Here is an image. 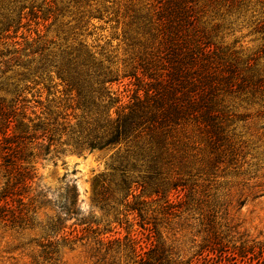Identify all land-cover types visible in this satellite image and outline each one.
<instances>
[{"label":"trees","instance_id":"1","mask_svg":"<svg viewBox=\"0 0 264 264\" xmlns=\"http://www.w3.org/2000/svg\"><path fill=\"white\" fill-rule=\"evenodd\" d=\"M79 2H95L89 19H102L110 9L108 0ZM127 3L122 69L108 53L98 59L83 45L58 54L42 37L30 41L26 36L22 48L11 33L17 35L29 17L45 21L55 13L48 10L40 17L32 6L24 15L25 5L12 12L0 6V40L6 41L0 50V80L12 72L0 83V93L8 95L0 94V222L42 228L41 240L35 241L41 252L32 256V264H61V249L83 240L93 243L89 253L95 264H120L122 251L126 264H264V244L257 253L246 242L238 245L232 235V226L238 225L229 212L221 214L205 200L207 181L230 149L233 123L246 118L234 112L233 102L258 105L264 117V44L246 53L217 38L225 24L252 6H260L264 15V0ZM253 24L264 42V16ZM119 73L135 87L126 103L111 90ZM41 90L47 93L45 103ZM63 147L79 153L116 149L108 172L94 183L93 201L121 226L123 213L136 215L140 228L156 238L147 250L137 234L106 241L108 231L99 224L83 222L76 224L85 225L81 231L70 227L67 232L64 220L80 222L75 185L65 188L59 214L46 225L36 223L47 204L42 192L29 194L38 178L35 164L64 152ZM162 227L176 234L195 229L194 256L186 259L178 246L168 245Z\"/></svg>","mask_w":264,"mask_h":264},{"label":"rangeland","instance_id":"2","mask_svg":"<svg viewBox=\"0 0 264 264\" xmlns=\"http://www.w3.org/2000/svg\"><path fill=\"white\" fill-rule=\"evenodd\" d=\"M127 1L108 0L106 6L110 9L104 13L102 19L88 17V12L95 7V2L85 4L80 3L79 0H0V6L5 11L12 12L17 7L25 5L28 9L24 15L30 12L29 7L32 6L36 11L40 10V17L49 15L48 10L55 13L45 21L44 19L30 21L29 17L23 21L26 27L21 28L17 35L11 33V36H16L14 42L21 44L22 48L25 47L23 38L26 36L31 38L30 41L42 37L50 47L49 50L58 54L83 45L98 59L102 58L101 54L108 53L114 61H118V68L122 69L121 61L125 55L120 39ZM260 8V6H252L245 16L232 20L231 25L229 22L225 24L217 40L220 42L222 40L225 45H234L237 49H243L246 53L257 52L264 44L261 40L262 35L253 32V23L264 16L261 11L259 12ZM4 42L6 41L0 40V50L4 49L2 46ZM260 66L264 68V58L261 59ZM11 75L12 72L8 73L0 83ZM119 75V81L111 85V90L123 103H126L134 95L135 87L129 79L122 78V73ZM2 88L4 89L5 86ZM41 91L45 103L47 93ZM0 94L8 96L5 91H1ZM26 96L32 99L31 94ZM232 108L236 114L246 118L233 123L234 137L230 149L220 169L207 181L205 200L211 201L213 208L216 207L221 214L226 210L229 212L230 218L234 220L233 224L238 225L232 226L234 241L238 245L246 242L247 246L254 247L257 253L259 246L264 244V117L259 116L262 109L258 105H249L237 99L233 102ZM37 113L41 114L42 111L37 109ZM65 139L67 138L64 137ZM62 150L64 152L52 153L37 160L35 164L38 178L34 180L29 194L34 196L42 192L44 195L42 202L47 204V207L40 209L35 216L36 223L46 225L51 218L59 214L58 205L65 188L68 185H75L80 195L78 217L80 222L75 219L64 220L67 232L73 228L81 231L85 225L76 224L83 222L92 223L94 226L99 224L100 229L108 231L103 236L106 241L117 239L123 241L128 234H137L142 246L147 250L156 238L154 234L140 228V220L136 215L125 216L123 213L119 217V221L124 222L121 226L115 223L113 214L101 211L93 201L94 183L101 174L108 172L107 164L110 163L116 149L80 153L72 152L68 147H63ZM2 185L3 181L0 180V189ZM17 205L15 203L13 206ZM29 215H32V212ZM61 218L65 219L64 216ZM188 224H194V221ZM70 227L72 228L69 229ZM168 231L164 227L161 228L163 240L167 241L168 245L173 243L178 246L186 259L193 257L198 250L194 248L193 242L196 230L185 229L178 234ZM42 236L43 231L40 226L13 228L0 222V264H32V256H38L41 252L35 241H40ZM197 242H201V239L198 238ZM92 244L91 241L83 240L72 247L70 245L63 247L61 264H95V259L89 253ZM114 249H117V246H114ZM117 256L120 264L127 263L123 251ZM39 260L41 263V259Z\"/></svg>","mask_w":264,"mask_h":264}]
</instances>
